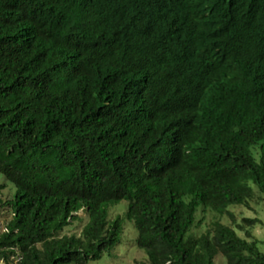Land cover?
Masks as SVG:
<instances>
[{
	"label": "trees",
	"instance_id": "trees-1",
	"mask_svg": "<svg viewBox=\"0 0 264 264\" xmlns=\"http://www.w3.org/2000/svg\"><path fill=\"white\" fill-rule=\"evenodd\" d=\"M202 7L219 10V49L145 23L140 2L0 0V173L15 186L0 260L89 264L128 218L147 264H264L259 217L194 231L200 210L236 222L231 206L264 204V0L182 11ZM80 211L81 233L62 234Z\"/></svg>",
	"mask_w": 264,
	"mask_h": 264
},
{
	"label": "rangeland",
	"instance_id": "rangeland-1",
	"mask_svg": "<svg viewBox=\"0 0 264 264\" xmlns=\"http://www.w3.org/2000/svg\"><path fill=\"white\" fill-rule=\"evenodd\" d=\"M14 191L15 186L0 173V230L5 227L6 222L11 218L10 210L3 203L12 199ZM128 206L129 201L126 199L110 205V218H115L118 215L125 218ZM229 210L234 214L236 222H233L232 218L227 214L220 215L209 209L200 210L197 214V219L201 220V224L194 228L195 233L200 234L207 231V229L213 227L215 221H221L227 225L235 226V223H240L243 217H259L262 223H258L252 228V234L256 239H264V204L257 193L250 201V206L236 205L231 206ZM78 215L83 219L73 221L71 225L63 230L62 234L81 233L83 226L87 222V216L84 211H80ZM240 234L245 235V232H240ZM137 235L138 231L133 221L125 218L123 234L119 244L110 253L104 254L100 259L91 260L89 264H147L148 259L145 251L136 244ZM260 246L264 250V246ZM0 264L7 263L0 260ZM215 264H226L221 254L216 255Z\"/></svg>",
	"mask_w": 264,
	"mask_h": 264
},
{
	"label": "clouds",
	"instance_id": "clouds-1",
	"mask_svg": "<svg viewBox=\"0 0 264 264\" xmlns=\"http://www.w3.org/2000/svg\"><path fill=\"white\" fill-rule=\"evenodd\" d=\"M143 3L145 23L165 24L172 27L181 42L192 45L194 48L201 43H210L212 47L221 44L220 16L215 9L202 7L200 10L182 11L186 0H131ZM227 7H234L230 4ZM226 12H231L225 7ZM148 23V24H149ZM162 26V25H161ZM186 50V48L184 47ZM217 50V49H216Z\"/></svg>",
	"mask_w": 264,
	"mask_h": 264
}]
</instances>
